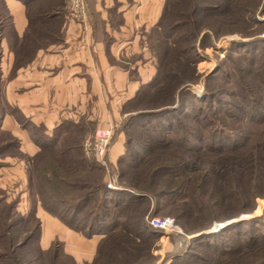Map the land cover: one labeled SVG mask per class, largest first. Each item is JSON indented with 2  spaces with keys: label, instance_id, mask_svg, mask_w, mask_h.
I'll return each instance as SVG.
<instances>
[{
  "label": "trees",
  "instance_id": "trees-1",
  "mask_svg": "<svg viewBox=\"0 0 264 264\" xmlns=\"http://www.w3.org/2000/svg\"><path fill=\"white\" fill-rule=\"evenodd\" d=\"M21 1L26 6L28 27L37 25V31L28 28L19 44L14 43L13 33H7L14 43L17 62L36 46L61 40L59 22L64 14V0H50L53 7L57 6L56 13L41 16L31 12L41 0ZM257 10H264V0H164L157 24L146 34L156 60L155 76L140 84L121 108L123 115L129 113L128 121L120 124L125 134L124 151L115 168L116 183L121 188H107L104 166L84 155L82 141L90 124L62 122L50 137L42 134L41 128L35 129L40 151L26 170L32 203L37 198L48 213L86 237L103 235L93 260L83 264H153L152 248L160 232L148 225V212L159 214L173 207L176 223L185 227L184 219L194 213L219 209L225 217L233 216L240 208L247 210L255 194L263 196L264 48L250 57L236 59L229 54L226 58L231 67L222 76L228 88L223 91L231 97L226 102L231 109H208L206 114L202 109L195 114L184 112L189 90L183 68L197 61L198 50L209 46L212 36L216 39L227 31L242 36L255 31L247 35L254 36L252 39L233 42L243 47L264 43L257 36L260 28L256 27L264 24L255 19ZM10 25V16L0 0V31ZM223 25L229 28L223 30ZM223 65L207 76L200 101L205 103L207 99L208 108L221 93L213 75ZM145 102L151 107H138ZM13 113L22 126H27L18 113ZM170 113L177 116L166 128L159 122L152 128L140 125L139 131H128L127 125L135 123V118L161 119ZM6 154L24 157L18 151L17 138L0 130V157ZM201 158L209 159V165L200 167ZM15 205V201L0 196L3 264H76L58 241L48 249L41 248V227L34 205L26 215ZM260 219L236 221L214 233L200 232L189 238L172 233V243L175 238L182 243L171 254L169 264H223L227 257L235 260L243 253H255L263 247L258 244L264 243V236L256 234L255 229L247 234L238 232L232 239L223 238L230 229L256 225Z\"/></svg>",
  "mask_w": 264,
  "mask_h": 264
},
{
  "label": "crops",
  "instance_id": "crops-1",
  "mask_svg": "<svg viewBox=\"0 0 264 264\" xmlns=\"http://www.w3.org/2000/svg\"><path fill=\"white\" fill-rule=\"evenodd\" d=\"M3 2L11 25L10 30L6 27L0 31V130L17 138L18 151L24 157H0V196L5 194L8 202L15 201L22 215L34 205L42 249L58 241L76 264L91 262L103 235L86 237L48 213L37 198L32 203L26 170L40 151L35 129L41 128L42 134L50 137L62 122L90 124L84 144L102 123V127L117 124L123 104L136 94L140 84L155 76L156 60L146 34L157 24L164 0H86L87 29L71 17L64 0V14L59 19L61 40L34 47L18 62L14 43L22 41L28 28L36 32L37 25L28 27L26 6L21 0ZM56 7L50 0H41L31 12L34 16L55 14ZM9 31L16 42L8 38ZM13 112L27 126H22ZM124 140L122 133L117 135L107 152L106 162L112 169L124 151ZM83 152L91 157L84 146ZM109 177L105 174V181ZM171 236L158 235L152 248L153 264H169L171 254L180 248L179 241L172 243Z\"/></svg>",
  "mask_w": 264,
  "mask_h": 264
},
{
  "label": "rangeland",
  "instance_id": "rangeland-1",
  "mask_svg": "<svg viewBox=\"0 0 264 264\" xmlns=\"http://www.w3.org/2000/svg\"><path fill=\"white\" fill-rule=\"evenodd\" d=\"M86 1V0H85ZM88 13V11H87ZM88 16V15H87ZM255 19L257 22L264 23V10L259 11L257 10L255 12ZM217 26V25H213ZM215 28V27H214ZM225 28H229L227 26H222L223 30H226ZM260 28V32L257 34L258 37L264 39V24L262 27H256ZM253 29V28H251ZM184 30H187L185 27ZM255 32V31H254ZM252 32L251 34H253ZM247 34V35H251ZM244 35L242 36L238 32H231L227 31L226 33H222L218 36V38L215 39V37L212 36L209 42V46H207L204 49H199V57L197 61L191 63L188 66H185L183 68V77H187L188 81L186 82L188 85V90H189V95L187 97L188 103L186 106V111L189 114H195L197 113L198 109H202V114H206L208 112V109L210 110H220V109H226L227 107L231 109V106H226V102L231 100V97L227 95L226 90L228 89L223 82L222 76H225V73L230 69L231 63L226 59L229 54H231L232 58H240L241 55H246L250 57L251 53H254L256 50V53H258L262 48H264V43H255L253 45H247L246 47H243L242 45H239L237 43L233 42H238V41H248L252 39L254 36H247ZM256 35V34H255ZM186 44V43H185ZM233 50L232 51H230ZM224 64L221 66V69L217 71L213 76H215V81L216 84H218V89L220 90V94H217V101H215L213 104V107L208 108V100L206 99V102L203 103L202 101V96L204 93V86L207 82V76L211 74V72L219 65V64ZM244 65V64H242ZM182 77V76H179ZM165 99H162L161 101H164ZM211 105V104H210ZM137 106V105H136ZM150 106L149 103H141L138 105V107H148ZM151 107V106H150ZM149 110V109H148ZM174 116H177L175 113H170L167 115H164L163 118L159 117H153V116H148L144 118H135L132 121L135 123H131L127 125L129 127L128 131H139L140 130V125L143 126H148L149 128H152L156 125H158L159 122H162L165 126L167 127V124L169 125V122L173 119ZM123 118V119H122ZM129 118V113L123 115L122 110H120V119H118L117 124L111 123L109 126H112V139L109 145V148L111 144L114 142L115 138L119 134H123L124 139H125V134L123 131L120 130V124L121 121L124 123L125 121H128ZM122 123V124H123ZM137 123V124H136ZM227 123L230 125L231 122L227 121ZM86 126V123H85ZM103 126V123L101 124V127ZM97 127V126H96ZM96 129V128H95ZM256 130V129H255ZM91 133V132H89ZM94 134V133H93ZM93 134H89L90 136L85 139H92ZM85 143V142H84ZM84 146V144H83ZM108 148V150H109ZM108 152V151H107ZM107 152L105 155L104 163L100 162L105 169V174H109V176H115L117 180V173L116 169H112L109 167V165L106 162V156ZM209 159L207 158H201L200 162H198L200 167L207 166L209 165ZM106 182V181H105ZM263 191V190H262ZM264 192V191H263ZM5 196V194H3ZM173 207H167L165 210H162L159 214H151L148 212L145 217H150V216H157V217H171L174 219V215L172 213ZM248 210V211H247ZM247 210H243L240 208L236 214L233 216H228L225 215L223 210L219 209H214L213 213H207L204 211L201 214H195L189 218V219H184L183 222L186 223V226L183 227L180 223H175L180 229V232L174 233V234H182L185 235L186 237H190L191 235H195L200 232H205L207 230H212L214 224H220L223 223L224 221L230 220L232 218L238 217L240 215H245L241 220H249L253 217H260L262 219L257 221L256 225L252 224H245L243 227L238 226L234 229H230L231 232L226 234L223 239H232L231 236L237 234L238 232L245 233L247 234L249 232V229L254 230V232L260 236H264V194L263 196H258L255 194L254 201L252 204L248 207ZM216 227V226H215ZM187 228V229H186ZM188 230V231H187ZM214 233V231H212ZM211 232V233H212ZM192 233V234H190ZM178 238L174 239V242L177 243ZM179 243H182L180 241ZM260 246H263L260 250L256 251L255 253L253 252L252 254L248 253H243L238 256V258L233 259V257L228 258L224 260L223 264H258L262 261H264V243L263 244H258ZM205 249V248H204ZM208 255V254H207ZM211 256V255H210ZM208 255V258H210ZM0 264H3L2 261H0Z\"/></svg>",
  "mask_w": 264,
  "mask_h": 264
},
{
  "label": "built area",
  "instance_id": "built-area-1",
  "mask_svg": "<svg viewBox=\"0 0 264 264\" xmlns=\"http://www.w3.org/2000/svg\"><path fill=\"white\" fill-rule=\"evenodd\" d=\"M67 6L69 14L73 19L78 21L83 28H88V16H87V6L85 0H67ZM112 138V126H105L97 128L93 134L92 139H87L84 143V150L88 156H91L104 163L106 152L108 151L110 142ZM115 176H110L106 180V187L109 189H119L121 188L116 183ZM148 225L159 231L163 235H170L172 233L180 232L179 227L175 223L174 219L171 217H157L150 216L145 217ZM216 226V227H215ZM223 227V223L214 224L211 231H217ZM181 233V232H180Z\"/></svg>",
  "mask_w": 264,
  "mask_h": 264
},
{
  "label": "water",
  "instance_id": "water-1",
  "mask_svg": "<svg viewBox=\"0 0 264 264\" xmlns=\"http://www.w3.org/2000/svg\"><path fill=\"white\" fill-rule=\"evenodd\" d=\"M245 215H240L238 217H235V218H232L230 220H227V221H224L223 222V227L230 224V223H233V222H236V221H240ZM212 231L211 230H207L205 231L204 233H211Z\"/></svg>",
  "mask_w": 264,
  "mask_h": 264
}]
</instances>
